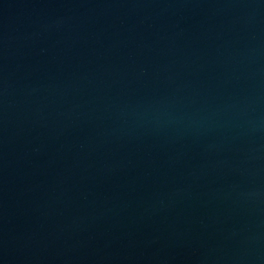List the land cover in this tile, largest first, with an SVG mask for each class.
Here are the masks:
<instances>
[{"label":"water","instance_id":"95a60500","mask_svg":"<svg viewBox=\"0 0 264 264\" xmlns=\"http://www.w3.org/2000/svg\"><path fill=\"white\" fill-rule=\"evenodd\" d=\"M0 264H264V0H0Z\"/></svg>","mask_w":264,"mask_h":264}]
</instances>
